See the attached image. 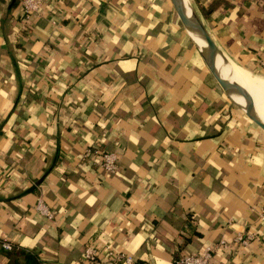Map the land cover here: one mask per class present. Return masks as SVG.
<instances>
[{
	"label": "crops",
	"instance_id": "1",
	"mask_svg": "<svg viewBox=\"0 0 264 264\" xmlns=\"http://www.w3.org/2000/svg\"><path fill=\"white\" fill-rule=\"evenodd\" d=\"M19 1L0 0V264H79L90 242L173 264L220 240L212 264H264V132L170 0H44L27 24ZM188 1L227 60L264 76V0ZM93 146L116 175L82 163Z\"/></svg>",
	"mask_w": 264,
	"mask_h": 264
},
{
	"label": "built area",
	"instance_id": "2",
	"mask_svg": "<svg viewBox=\"0 0 264 264\" xmlns=\"http://www.w3.org/2000/svg\"><path fill=\"white\" fill-rule=\"evenodd\" d=\"M20 15L24 24L29 22L33 14L37 13L44 3V0H20ZM82 163L91 165L100 173L105 175H116L118 172V156L115 152L102 151L93 146L84 150L81 157ZM35 210L47 220L52 219V212L46 204L39 200ZM258 221L264 225V207L258 213ZM254 233L236 234L233 242L239 246H246L255 238ZM228 244L220 240L217 244L206 246L198 252L183 253L178 256L173 264H212L216 253L224 251ZM10 243L0 238L1 251H11ZM79 264H136L132 255L125 252L107 248L104 254L99 251L95 242H90L84 246Z\"/></svg>",
	"mask_w": 264,
	"mask_h": 264
},
{
	"label": "water",
	"instance_id": "3",
	"mask_svg": "<svg viewBox=\"0 0 264 264\" xmlns=\"http://www.w3.org/2000/svg\"><path fill=\"white\" fill-rule=\"evenodd\" d=\"M170 3L178 21L201 56L207 70L215 79L231 105L237 107L254 125L264 132V121L256 113L254 105L244 88L229 80L221 68L218 67L217 60L220 59L225 64L226 58L209 36L189 1L170 0ZM191 33L195 35L197 40Z\"/></svg>",
	"mask_w": 264,
	"mask_h": 264
},
{
	"label": "bare ground",
	"instance_id": "4",
	"mask_svg": "<svg viewBox=\"0 0 264 264\" xmlns=\"http://www.w3.org/2000/svg\"><path fill=\"white\" fill-rule=\"evenodd\" d=\"M192 34V33H191ZM196 39L195 35L192 34ZM197 40V39H196ZM199 41V40H198ZM218 67L221 68L222 72L231 80L232 82L240 85L246 91V94L252 101L254 105L255 96L264 97V77L253 74L237 65L232 63L230 60L222 63L220 59L217 60ZM236 99V98H235ZM237 100V99H236ZM255 109V107H254ZM256 111V110H255Z\"/></svg>",
	"mask_w": 264,
	"mask_h": 264
},
{
	"label": "trees",
	"instance_id": "5",
	"mask_svg": "<svg viewBox=\"0 0 264 264\" xmlns=\"http://www.w3.org/2000/svg\"><path fill=\"white\" fill-rule=\"evenodd\" d=\"M16 2L15 0L12 2V6L15 5ZM8 257H13L15 255L14 252H8L7 253ZM20 255L24 258L25 264H40L38 261L37 257L35 255L26 253V252H21Z\"/></svg>",
	"mask_w": 264,
	"mask_h": 264
},
{
	"label": "rangeland",
	"instance_id": "6",
	"mask_svg": "<svg viewBox=\"0 0 264 264\" xmlns=\"http://www.w3.org/2000/svg\"><path fill=\"white\" fill-rule=\"evenodd\" d=\"M264 77V76H261ZM254 107L258 116L264 121V97L258 96L254 98Z\"/></svg>",
	"mask_w": 264,
	"mask_h": 264
}]
</instances>
